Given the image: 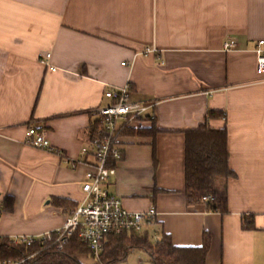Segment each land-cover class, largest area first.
Returning <instances> with one entry per match:
<instances>
[{"label": "crops", "instance_id": "1", "mask_svg": "<svg viewBox=\"0 0 264 264\" xmlns=\"http://www.w3.org/2000/svg\"><path fill=\"white\" fill-rule=\"evenodd\" d=\"M228 39L236 46L226 50ZM260 40L264 0H0V205L14 198L12 211L0 210V236L63 228L75 209L54 200L77 207L84 199L93 111L110 102L107 89L130 85L132 99L156 102V121L144 129L157 132L121 136L110 192L130 211L156 207L145 229L154 242L166 233L176 246L197 247L207 232L206 264H264ZM209 109L225 112L210 124L227 126L236 173L224 214L189 206L185 194L184 131ZM30 127L53 149L27 144ZM250 215L254 228L245 229Z\"/></svg>", "mask_w": 264, "mask_h": 264}, {"label": "trees", "instance_id": "2", "mask_svg": "<svg viewBox=\"0 0 264 264\" xmlns=\"http://www.w3.org/2000/svg\"><path fill=\"white\" fill-rule=\"evenodd\" d=\"M216 118H225V112L209 109L204 123L184 131L185 194L189 206L224 214L228 212V180L235 177L236 173L229 164L228 128L213 127L210 120ZM98 122L97 118L93 123L91 137ZM156 132L155 127L149 130L126 128L120 135ZM122 157L121 150L119 158H109L108 166L116 167ZM207 196L210 198L204 199ZM54 203L69 211L76 208V205L64 198L55 199ZM13 207L14 198L7 196L0 210L12 211ZM243 226L245 229H253L254 216H244ZM51 235V240L38 238L30 245L11 237L0 236V264H83L79 256L90 254L77 234L65 239L62 247L55 240L57 231L51 232ZM210 246L211 237L207 232L204 233L202 245L192 247L176 246L166 233H161L160 239L154 242L149 231H125L108 235V242L97 264H117L138 250L146 252L152 264H206Z\"/></svg>", "mask_w": 264, "mask_h": 264}, {"label": "built area", "instance_id": "3", "mask_svg": "<svg viewBox=\"0 0 264 264\" xmlns=\"http://www.w3.org/2000/svg\"><path fill=\"white\" fill-rule=\"evenodd\" d=\"M263 44L264 40H260L256 48L257 70L260 73H264ZM235 46V41L228 39L223 47L229 50ZM50 56L51 53H46L41 55V59L48 64ZM105 96L110 102L94 109L93 112L99 122L90 139L89 148L83 149L84 155L93 158V166L86 173V180L82 185L84 199L67 217L63 228L57 231L55 239L59 247H62L65 239L77 234L98 263L108 242V235L125 231L142 233L156 222L158 215L155 206L146 211L126 209L121 198L110 192L108 188L110 178L116 173V167L108 166L109 158L121 156L120 132L126 128L142 129L152 126L156 121L154 112L156 102L132 99L130 85L109 88ZM26 142L37 148L53 149L45 133L36 127L28 129ZM209 198V196L204 197V199ZM38 238L51 240L52 235L48 233L39 237L22 236L13 239L30 245Z\"/></svg>", "mask_w": 264, "mask_h": 264}, {"label": "rangeland", "instance_id": "4", "mask_svg": "<svg viewBox=\"0 0 264 264\" xmlns=\"http://www.w3.org/2000/svg\"><path fill=\"white\" fill-rule=\"evenodd\" d=\"M121 264H151V260L145 252H135L129 256L128 261Z\"/></svg>", "mask_w": 264, "mask_h": 264}]
</instances>
